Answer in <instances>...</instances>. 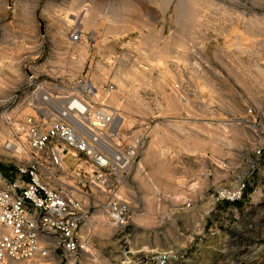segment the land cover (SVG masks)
<instances>
[{
  "label": "rangeland",
  "instance_id": "374dc122",
  "mask_svg": "<svg viewBox=\"0 0 264 264\" xmlns=\"http://www.w3.org/2000/svg\"><path fill=\"white\" fill-rule=\"evenodd\" d=\"M28 71L113 82L121 104L108 102L141 140L121 187L128 225L98 231L107 223L93 213L90 243L69 263L140 264L142 252L179 248L184 264H264V175L248 172L264 140V0H0V97ZM185 79L182 103L174 85ZM241 177L240 200L211 205V182Z\"/></svg>",
  "mask_w": 264,
  "mask_h": 264
},
{
  "label": "built area",
  "instance_id": "2783aa9c",
  "mask_svg": "<svg viewBox=\"0 0 264 264\" xmlns=\"http://www.w3.org/2000/svg\"><path fill=\"white\" fill-rule=\"evenodd\" d=\"M82 34L75 26L69 40L80 41ZM114 87L85 76L39 78L28 71L21 86L0 97L7 132L0 140V264H73L67 259L90 243L93 213L116 230L128 225L131 204L121 187L137 167L141 140L124 133L121 110L109 104ZM174 90L182 103L193 95L186 79ZM252 154L249 174L264 175V140ZM246 184L241 177L235 188L214 189L207 199L212 206L234 203ZM137 259L184 264L179 248L142 252Z\"/></svg>",
  "mask_w": 264,
  "mask_h": 264
},
{
  "label": "bare ground",
  "instance_id": "6f19581e",
  "mask_svg": "<svg viewBox=\"0 0 264 264\" xmlns=\"http://www.w3.org/2000/svg\"><path fill=\"white\" fill-rule=\"evenodd\" d=\"M79 13H80V12H79ZM86 14H87V13H86ZM86 14H85V15H86ZM81 15H82V14H81ZM85 15H84L85 18L83 17L84 19H86V16H85ZM87 15H88V14H87ZM79 16H80L79 14L75 15V18H74V19L78 20V19H79ZM80 17H82V16H80ZM88 17H89V15L87 16V18H88ZM74 19H73V20H74ZM74 21H75V20H74ZM82 21H84V20H82ZM85 21H87V20H85ZM85 21H84V22H85ZM89 22H90V21H89ZM117 93H118V92L116 91L115 94H112L113 97L110 96V97H111L110 100L112 101L111 103H117V104H115V106L117 105V107H118L119 104H121V103H119V99H118L119 96H118ZM117 96H118V97H117ZM122 115H123V114H122ZM123 117H124V118H123V122H122L121 125H122V127H126V128H127V127L132 123L131 118L128 117V116H125V115H123ZM221 121H222V120H221ZM0 139H1V138H0ZM141 166H142V165L139 166V169H140ZM151 189H152V188H151ZM153 189H155V188H153ZM153 189H152V190H153ZM155 190H157V189H155ZM155 192H156V191H155ZM97 220H99V219H97ZM103 222H104V221H103ZM103 222H102V220H99V221H98V223H97V225L99 226V227L97 226L98 229H99L98 231H104L105 227H106V230H107V231H108V230H109V231H110V230H113L112 228H114V227H112V226H110V225H108V224L105 225V223H103ZM88 225H89V224H88ZM95 226H96V225H95ZM108 226H109V227H108ZM102 228H103V230H102ZM96 232H97V231H96ZM98 233H99V232H98ZM101 234H102V232H101Z\"/></svg>",
  "mask_w": 264,
  "mask_h": 264
},
{
  "label": "crops",
  "instance_id": "0c3cea01",
  "mask_svg": "<svg viewBox=\"0 0 264 264\" xmlns=\"http://www.w3.org/2000/svg\"><path fill=\"white\" fill-rule=\"evenodd\" d=\"M200 152H201V150H199L197 153L198 154H200ZM154 160H158V162H161L160 160L162 159L161 157H159V155H157L156 154V157H154L153 158ZM195 164H197V165H200V164H202V160L200 159L199 161H197V162H195ZM224 185V183H221V180L220 181H216V182H211L208 186L209 187H212L213 189H215V188H217V187H221V186H223ZM167 190H168V192H172V191H170L168 188H166ZM190 190V189H189ZM203 191V190H202ZM189 200H191V202H192V199H189Z\"/></svg>",
  "mask_w": 264,
  "mask_h": 264
}]
</instances>
